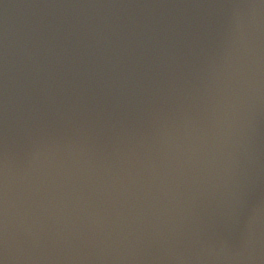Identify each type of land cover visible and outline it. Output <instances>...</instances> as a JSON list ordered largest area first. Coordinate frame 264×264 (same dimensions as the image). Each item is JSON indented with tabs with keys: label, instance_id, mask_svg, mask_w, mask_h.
<instances>
[{
	"label": "water",
	"instance_id": "1",
	"mask_svg": "<svg viewBox=\"0 0 264 264\" xmlns=\"http://www.w3.org/2000/svg\"><path fill=\"white\" fill-rule=\"evenodd\" d=\"M0 264H264V0H0Z\"/></svg>",
	"mask_w": 264,
	"mask_h": 264
}]
</instances>
